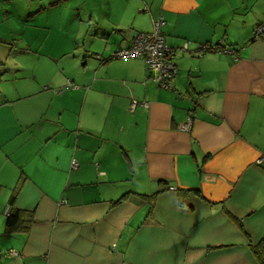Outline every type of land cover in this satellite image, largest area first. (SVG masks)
I'll list each match as a JSON object with an SVG mask.
<instances>
[{"label": "crops", "instance_id": "obj_1", "mask_svg": "<svg viewBox=\"0 0 264 264\" xmlns=\"http://www.w3.org/2000/svg\"><path fill=\"white\" fill-rule=\"evenodd\" d=\"M104 5L53 34L0 29V264H259L264 0ZM160 15L169 89L109 59Z\"/></svg>", "mask_w": 264, "mask_h": 264}, {"label": "rangeland", "instance_id": "obj_2", "mask_svg": "<svg viewBox=\"0 0 264 264\" xmlns=\"http://www.w3.org/2000/svg\"><path fill=\"white\" fill-rule=\"evenodd\" d=\"M54 1L56 0H10L5 4V0H0V29L2 27L5 36L12 34L14 37L23 34L30 36L43 35L44 32L47 34L61 32L65 29V25L51 26V30L42 25L45 20L51 24L61 19L65 24L73 18L79 24L80 20L85 21L89 15L95 17L100 15L104 11V4L107 0H57L62 5L59 6L60 8L56 5L55 8L49 5Z\"/></svg>", "mask_w": 264, "mask_h": 264}, {"label": "built area", "instance_id": "obj_3", "mask_svg": "<svg viewBox=\"0 0 264 264\" xmlns=\"http://www.w3.org/2000/svg\"><path fill=\"white\" fill-rule=\"evenodd\" d=\"M163 25L164 19L160 15L152 20L150 31L134 33L127 46L115 49L110 56L118 59H142L147 77L154 80L159 87L169 89L172 88V80L177 76V68L173 61L174 50L167 44L162 31ZM254 33L255 36L264 33V24L257 26ZM203 47L207 48V46ZM213 48L217 49V47ZM139 104L146 105L145 102L131 99L129 110H134ZM189 123L190 119L182 128H187Z\"/></svg>", "mask_w": 264, "mask_h": 264}, {"label": "trees", "instance_id": "obj_4", "mask_svg": "<svg viewBox=\"0 0 264 264\" xmlns=\"http://www.w3.org/2000/svg\"><path fill=\"white\" fill-rule=\"evenodd\" d=\"M218 48V46H216ZM204 49H210L209 47ZM111 58V56H109V59ZM192 192V193H196V194H200L198 190H188L187 193ZM13 197L11 199V202L13 201ZM18 216H19V211L15 210L14 212H12L11 214L8 215L7 217V228H12L14 225H16L17 220H18ZM252 250H253V254L255 256V258L257 259V261L259 262V264H264V239H262L261 241H259L256 245L251 246Z\"/></svg>", "mask_w": 264, "mask_h": 264}]
</instances>
